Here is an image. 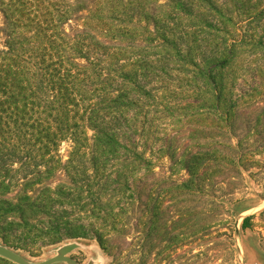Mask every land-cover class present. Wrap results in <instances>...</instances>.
Here are the masks:
<instances>
[{
	"label": "trees",
	"instance_id": "trees-1",
	"mask_svg": "<svg viewBox=\"0 0 264 264\" xmlns=\"http://www.w3.org/2000/svg\"><path fill=\"white\" fill-rule=\"evenodd\" d=\"M0 14V238L16 249L91 235L106 248L119 218L112 175L145 159L126 151V129L137 130L160 90L177 97L172 82L190 73L230 132L246 93L234 98L229 69L245 52L254 66L264 59V0H0ZM199 131L189 137L202 146ZM206 145L181 156L183 187L206 184L199 168L209 161L236 160Z\"/></svg>",
	"mask_w": 264,
	"mask_h": 264
},
{
	"label": "rangeland",
	"instance_id": "rangeland-1",
	"mask_svg": "<svg viewBox=\"0 0 264 264\" xmlns=\"http://www.w3.org/2000/svg\"><path fill=\"white\" fill-rule=\"evenodd\" d=\"M254 57L243 53L226 77L234 98L246 93L238 99L230 132L208 109V96L199 91L200 84L190 81V73L172 82V87H182L177 97L163 98L160 90L157 101L137 117V130L126 129V151H139L145 159L134 160L128 175H112L121 179V184H113H120V192H115L111 205L119 218L115 229L106 234V248L92 235L28 250L9 247L0 238V246L31 264L58 255L72 257L76 264H264V110L251 108L256 99L264 104V97L254 91H264V72L259 70L264 59L254 66L247 61ZM253 92L257 95L251 99L247 95ZM166 100L174 108L165 110ZM240 108L249 115H240ZM191 129L200 130L204 145L190 140ZM209 143L228 149L236 160L227 156L209 161L199 168L206 184L183 187L189 173L181 156L208 148ZM232 144L238 147L232 149ZM70 149V142L61 146L65 159ZM129 169L135 170L133 174ZM112 192L104 189L103 200ZM106 224L110 228L113 222ZM0 264L18 263L0 252Z\"/></svg>",
	"mask_w": 264,
	"mask_h": 264
},
{
	"label": "water",
	"instance_id": "water-1",
	"mask_svg": "<svg viewBox=\"0 0 264 264\" xmlns=\"http://www.w3.org/2000/svg\"><path fill=\"white\" fill-rule=\"evenodd\" d=\"M0 252L18 264H31L27 260L17 256L14 253L9 252L8 250H6L5 248H3L1 246H0ZM59 260H65V261H69L71 264H76L75 259H73L72 257H69V256H64V255H58V256L52 257V258L48 259L47 261H44L40 264H52V263L59 261Z\"/></svg>",
	"mask_w": 264,
	"mask_h": 264
}]
</instances>
